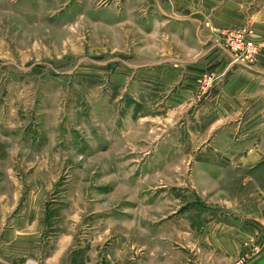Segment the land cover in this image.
I'll list each match as a JSON object with an SVG mask.
<instances>
[{
  "label": "rangeland",
  "instance_id": "374dc122",
  "mask_svg": "<svg viewBox=\"0 0 264 264\" xmlns=\"http://www.w3.org/2000/svg\"><path fill=\"white\" fill-rule=\"evenodd\" d=\"M177 2L0 0V264H127L208 220L249 225L264 0ZM231 30L255 62L226 54Z\"/></svg>",
  "mask_w": 264,
  "mask_h": 264
},
{
  "label": "crops",
  "instance_id": "0c3cea01",
  "mask_svg": "<svg viewBox=\"0 0 264 264\" xmlns=\"http://www.w3.org/2000/svg\"><path fill=\"white\" fill-rule=\"evenodd\" d=\"M175 1L177 2V0H155V7L160 11L167 8L161 3L175 4ZM191 2L192 0H179L177 7L180 10H187L192 6ZM228 10L231 12L230 9ZM228 10L222 9L216 17L229 12ZM215 24L219 25V23ZM244 80L243 78L242 82H245ZM253 86H242L235 92L252 94L257 91V87ZM241 98L238 95L233 97L231 104L239 106ZM260 153V156H264V152ZM251 206L250 213L245 217L249 225L240 219H227L222 221L223 223H218L221 221L216 219L208 220L200 228L198 236L192 235L191 230H188L187 241L184 239L178 245H166V241H157L162 244L141 250L137 248L134 254L130 255L131 262L127 264H236L238 260H242L241 264H264V193L262 196L258 192Z\"/></svg>",
  "mask_w": 264,
  "mask_h": 264
},
{
  "label": "built area",
  "instance_id": "2783aa9c",
  "mask_svg": "<svg viewBox=\"0 0 264 264\" xmlns=\"http://www.w3.org/2000/svg\"><path fill=\"white\" fill-rule=\"evenodd\" d=\"M223 45L233 62H240L241 65H248L256 61L257 47L250 39L249 35L243 34L239 30H231L223 33ZM225 51V52H226ZM242 260L237 264H241Z\"/></svg>",
  "mask_w": 264,
  "mask_h": 264
}]
</instances>
